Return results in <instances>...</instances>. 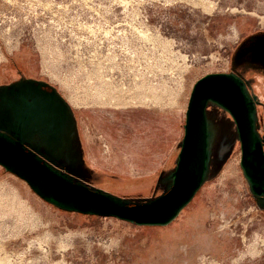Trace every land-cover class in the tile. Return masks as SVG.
<instances>
[{
    "label": "rangeland",
    "instance_id": "rangeland-1",
    "mask_svg": "<svg viewBox=\"0 0 264 264\" xmlns=\"http://www.w3.org/2000/svg\"><path fill=\"white\" fill-rule=\"evenodd\" d=\"M209 72L244 79L261 133L264 0H0V86L56 87L82 156L47 146L46 158L128 201L167 188L190 90ZM102 90L109 102L70 100ZM207 113L206 178L165 225L58 208L0 165L2 264H264V197L250 192L230 114Z\"/></svg>",
    "mask_w": 264,
    "mask_h": 264
},
{
    "label": "water",
    "instance_id": "water-1",
    "mask_svg": "<svg viewBox=\"0 0 264 264\" xmlns=\"http://www.w3.org/2000/svg\"><path fill=\"white\" fill-rule=\"evenodd\" d=\"M42 85L47 83L29 78L0 86V165L24 179L37 195L54 206L114 216L139 225L168 224L206 178L211 142L209 103L222 107L233 119L240 144V166L250 192L264 197V117L260 133L256 99L241 76L209 72L193 83L167 188L151 199L133 202L89 186L46 158L47 146L60 150L56 157L82 156V149L78 137L74 143L68 140L70 127L76 122L70 105L53 86L50 96L46 95Z\"/></svg>",
    "mask_w": 264,
    "mask_h": 264
},
{
    "label": "bare ground",
    "instance_id": "bare-ground-1",
    "mask_svg": "<svg viewBox=\"0 0 264 264\" xmlns=\"http://www.w3.org/2000/svg\"><path fill=\"white\" fill-rule=\"evenodd\" d=\"M64 83L67 84V81H65ZM88 85L92 86V84H88ZM93 88L95 89L96 86L93 87ZM91 90L92 89H90V91ZM95 93L96 92L94 91V92H90V93H84V95H82L81 93L78 94V92L75 91V93L73 95H70L71 96V99L70 100H71L72 104L74 103V105H75V103H78L79 104V103L85 102V101L88 102V99H89V101H94V102H99V103L109 102L108 100H106L107 98H106L105 95H107V94L104 93L103 90L101 92L98 91L96 94ZM86 95L91 96V97L90 98H86ZM83 96H85V97H83ZM78 104H76V105H78ZM6 262H8L7 257L5 255H3V256L0 255V263L2 264V263H6Z\"/></svg>",
    "mask_w": 264,
    "mask_h": 264
},
{
    "label": "flooded vegetation",
    "instance_id": "flooded-vegetation-1",
    "mask_svg": "<svg viewBox=\"0 0 264 264\" xmlns=\"http://www.w3.org/2000/svg\"><path fill=\"white\" fill-rule=\"evenodd\" d=\"M43 82H46V81H43ZM46 83H47V82H46ZM50 86H51V84H49V83H47V85H42V86H41V89L44 90V91H46V95H49V96H50L49 93H50L51 90H52V87H50ZM54 88H55V90L59 93V95L65 99V97L63 96V94H61L60 91L56 89V87H54ZM65 100H66V99H65ZM67 102H68V101H67ZM81 149H82V148H81Z\"/></svg>",
    "mask_w": 264,
    "mask_h": 264
},
{
    "label": "crops",
    "instance_id": "crops-1",
    "mask_svg": "<svg viewBox=\"0 0 264 264\" xmlns=\"http://www.w3.org/2000/svg\"><path fill=\"white\" fill-rule=\"evenodd\" d=\"M63 96H64V95H63ZM64 97H65V96H64ZM65 99H66V101H68L66 97H65ZM68 104L70 105V107L72 106V105L69 103V101H68ZM72 107H73V106H72ZM72 107H71V108H72ZM73 109H75V107H74ZM81 148H83V147H82V144H81ZM177 153H178V152H177ZM176 157H177V155H176Z\"/></svg>",
    "mask_w": 264,
    "mask_h": 264
}]
</instances>
